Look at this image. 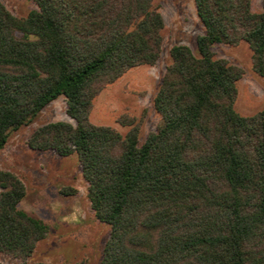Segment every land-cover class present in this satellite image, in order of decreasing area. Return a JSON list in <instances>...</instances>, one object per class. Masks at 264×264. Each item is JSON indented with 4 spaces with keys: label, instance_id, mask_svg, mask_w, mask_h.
Here are the masks:
<instances>
[{
    "label": "trees",
    "instance_id": "1",
    "mask_svg": "<svg viewBox=\"0 0 264 264\" xmlns=\"http://www.w3.org/2000/svg\"><path fill=\"white\" fill-rule=\"evenodd\" d=\"M194 1L205 27L198 53L171 47L154 98L160 122L140 145L135 117L120 118L131 126L123 134L90 115L106 86L159 60L156 0H34L24 17L0 0V149L65 96L74 122L42 124L27 143L77 154L91 207L111 227L100 264H264V109H236L245 71L213 50L247 42L264 77V10L252 0ZM26 193L0 169V254L50 264L27 262L50 228L19 207Z\"/></svg>",
    "mask_w": 264,
    "mask_h": 264
},
{
    "label": "rangeland",
    "instance_id": "2",
    "mask_svg": "<svg viewBox=\"0 0 264 264\" xmlns=\"http://www.w3.org/2000/svg\"><path fill=\"white\" fill-rule=\"evenodd\" d=\"M17 16L24 17L36 7L34 0H2ZM165 19L164 43L159 60L154 65L129 69L115 82L106 86L94 100L90 119L95 124L109 125L126 134L131 126L120 118L135 117L140 126L139 143L156 130L160 115L154 98L166 68L172 62L171 47L176 43L189 45L195 53L197 37L205 27L197 14L194 0H156ZM254 11L264 10V0H252ZM213 50L218 58H226L241 66L244 75L238 81L236 109L243 115H253L264 109V77L252 68V49L245 41L238 45L216 43ZM65 96L48 104L28 125L13 131L0 149V169L17 174L26 185V196L19 207L41 219L49 226L27 262L50 264H100L111 227L100 221L91 207L88 184L84 179L77 154L60 156L55 151L34 150L27 141L33 131L50 121L74 122L67 114ZM66 187L76 189L65 195ZM9 254H0V264H20Z\"/></svg>",
    "mask_w": 264,
    "mask_h": 264
}]
</instances>
